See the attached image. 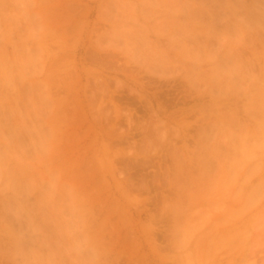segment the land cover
<instances>
[{
  "label": "rangeland",
  "instance_id": "1",
  "mask_svg": "<svg viewBox=\"0 0 264 264\" xmlns=\"http://www.w3.org/2000/svg\"><path fill=\"white\" fill-rule=\"evenodd\" d=\"M0 55V264H264V0H0Z\"/></svg>",
  "mask_w": 264,
  "mask_h": 264
},
{
  "label": "bare ground",
  "instance_id": "2",
  "mask_svg": "<svg viewBox=\"0 0 264 264\" xmlns=\"http://www.w3.org/2000/svg\"><path fill=\"white\" fill-rule=\"evenodd\" d=\"M0 56H1V58H3L2 55H0ZM1 58H0V59H1ZM7 78H8V76H7ZM259 90H260V89L257 90L258 93H260ZM259 95H260V94H259ZM259 95H258V96H259ZM256 96H257V94H256ZM255 98H259V99H260V97H255ZM262 99H263V98H262ZM258 101H259V100H258ZM260 102H261V101H260ZM261 105H262V103H261ZM262 106L264 107V105H262ZM260 107H261V106H260ZM251 113H252V112H251ZM237 124H240V123H237ZM241 124H242V123H241ZM238 126H239V125H238ZM247 127H248V126H247ZM248 130H249V129H248ZM245 131H246V130H245ZM5 153H6V152H5ZM7 153H8V152H7ZM7 155H8V154H7ZM5 156H6V154H5ZM3 157H4V156H3ZM3 157H2V159H3ZM4 158H6V157H4ZM0 159H1V157H0ZM2 159H1V160H2ZM3 160H4V159H3ZM15 183H16V182H15ZM15 183H14V184H15ZM18 185H19V184H18ZM15 187H16V186H15ZM247 201H248V200H247ZM248 202H249V201H248Z\"/></svg>",
  "mask_w": 264,
  "mask_h": 264
}]
</instances>
